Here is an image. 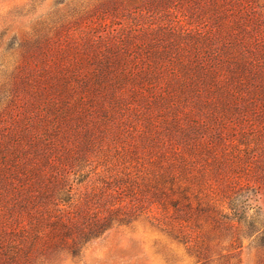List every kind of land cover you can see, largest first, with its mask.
Returning <instances> with one entry per match:
<instances>
[{"label":"rangeland","instance_id":"obj_1","mask_svg":"<svg viewBox=\"0 0 264 264\" xmlns=\"http://www.w3.org/2000/svg\"><path fill=\"white\" fill-rule=\"evenodd\" d=\"M152 1L0 0V216L13 219V231L0 240V264H264V105L257 91L234 101L199 86V97H180L167 69L151 85L80 88L93 71L80 60L97 50L109 57L115 44L130 51L155 37L174 44L177 36L188 48L207 16L199 1ZM255 3L264 8V0ZM91 39L95 53L86 46ZM63 48L75 49L58 58ZM72 67L85 77L70 78ZM63 74L74 84L72 97L91 101L72 107L59 91ZM114 92L122 97L114 100ZM179 155L187 161L179 183L193 205L197 196L222 209L225 197L243 186L247 216L257 214L259 224L223 228L203 216L179 222L164 200L139 191V178L133 196L108 189L128 173L150 178L158 162ZM70 167L79 172L71 176L72 200L61 218L77 221L79 211L110 205L132 213L129 223L114 225L75 257L66 247H46L48 217L38 202V175ZM23 201L29 210L16 207Z\"/></svg>","mask_w":264,"mask_h":264},{"label":"trees","instance_id":"obj_2","mask_svg":"<svg viewBox=\"0 0 264 264\" xmlns=\"http://www.w3.org/2000/svg\"><path fill=\"white\" fill-rule=\"evenodd\" d=\"M198 1L199 8L207 16L202 17L204 22L194 28V37L188 38V48L185 43L180 42L183 40L181 36L175 37L177 41L174 44L164 45L160 44L155 37L145 47L133 45L130 51L122 48L121 44H115L111 49H107L106 53L110 55L108 57L101 55L98 50L96 54V41L88 40L89 44L86 46L95 55L89 56V60H80V63L90 64L93 71L89 74L85 73L90 81L85 80L86 82L81 84L80 88L84 89L89 82L96 91L102 89L101 84L106 85L108 82L111 83L112 89L120 85L124 86L125 83H134V85L141 83L142 85L145 82L151 85L150 81L167 69L168 85L176 87L175 91L180 94V97L186 93L201 95L199 86L204 87L208 95L215 92L229 99L234 96V101L238 99L235 95L244 91L250 93L257 91L256 99L259 98L260 103L264 105V8L255 3V0ZM152 3H155L154 0ZM135 31L133 32L136 33ZM74 49L63 48L57 56L61 58L64 53L69 50L72 53ZM102 52L105 53V51ZM81 55L88 57L85 54ZM139 55L143 58L136 57ZM78 69L72 67L71 71H67L73 80L85 77ZM67 77L65 74L61 76L59 91L68 96L72 107L84 105L85 101L90 102V98L70 95L75 92L72 88L74 84H66ZM120 97L122 96L114 92V100ZM211 101H216L215 96L208 100L209 103ZM186 166L187 161L182 155L175 159L168 158L165 164L157 163V172L151 174V179L143 175L131 176L128 173L126 177L116 180L108 189L114 188V192H127V195L133 196L135 188H139L135 178H139L142 185L139 191H150L155 200H164L172 208L174 219L179 222L185 223L192 216H203L223 228L245 223L254 228L255 224H259L257 214L247 216L244 208L247 188L243 186L225 197V207L222 209L215 206L216 201L204 203L197 196H192L195 200L193 205L187 186L179 183L178 179L181 172L184 173ZM77 172L79 171L70 167L67 171L62 168L52 172L47 177L38 175L39 207L43 209L41 212L45 214V217H48V219L43 218L48 227L45 236L46 247H66L73 257L79 254L85 244L99 238L114 225L127 224L132 220L131 211L121 205L102 207V211L97 210L91 214L79 211L76 215L77 221L72 220L73 218H61L59 213L69 207L72 200L69 189L72 186L71 179L74 177L71 176L77 175ZM144 180H151V184ZM66 185L68 190L65 188ZM21 203L16 207L22 208L23 211L29 210V203L23 201V205H20ZM163 205L165 204L162 203ZM224 209L227 211L224 212ZM2 211L3 209H0V215ZM11 212L12 208L8 209L7 216ZM3 217L0 216V240L5 239L8 229L13 231L11 228L13 219L7 220ZM42 234L44 236V233ZM42 237L40 236L41 239Z\"/></svg>","mask_w":264,"mask_h":264}]
</instances>
